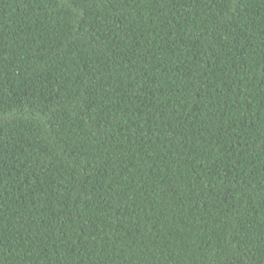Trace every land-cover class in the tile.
Returning <instances> with one entry per match:
<instances>
[{"label":"trees","instance_id":"obj_1","mask_svg":"<svg viewBox=\"0 0 264 264\" xmlns=\"http://www.w3.org/2000/svg\"><path fill=\"white\" fill-rule=\"evenodd\" d=\"M0 264H264V0H0Z\"/></svg>","mask_w":264,"mask_h":264}]
</instances>
